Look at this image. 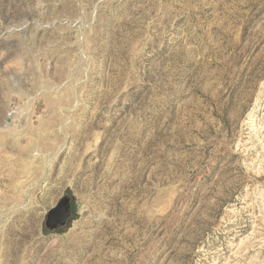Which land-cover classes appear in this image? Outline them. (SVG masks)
I'll use <instances>...</instances> for the list:
<instances>
[{
	"label": "rangeland",
	"instance_id": "obj_1",
	"mask_svg": "<svg viewBox=\"0 0 264 264\" xmlns=\"http://www.w3.org/2000/svg\"><path fill=\"white\" fill-rule=\"evenodd\" d=\"M0 264H264V0H0Z\"/></svg>",
	"mask_w": 264,
	"mask_h": 264
},
{
	"label": "water",
	"instance_id": "obj_2",
	"mask_svg": "<svg viewBox=\"0 0 264 264\" xmlns=\"http://www.w3.org/2000/svg\"><path fill=\"white\" fill-rule=\"evenodd\" d=\"M75 214L72 197L67 193L52 207L45 217L44 227L48 232L66 228Z\"/></svg>",
	"mask_w": 264,
	"mask_h": 264
}]
</instances>
